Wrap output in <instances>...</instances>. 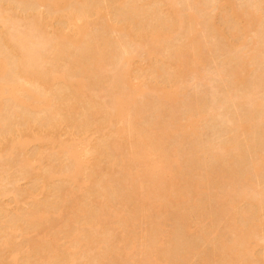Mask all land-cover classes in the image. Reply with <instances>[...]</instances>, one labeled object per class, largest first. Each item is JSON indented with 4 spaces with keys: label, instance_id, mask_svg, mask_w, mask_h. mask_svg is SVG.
I'll return each mask as SVG.
<instances>
[{
    "label": "rangeland",
    "instance_id": "rangeland-1",
    "mask_svg": "<svg viewBox=\"0 0 264 264\" xmlns=\"http://www.w3.org/2000/svg\"><path fill=\"white\" fill-rule=\"evenodd\" d=\"M19 34L74 97L1 108L0 264H264V0H0Z\"/></svg>",
    "mask_w": 264,
    "mask_h": 264
},
{
    "label": "bare ground",
    "instance_id": "bare-ground-1",
    "mask_svg": "<svg viewBox=\"0 0 264 264\" xmlns=\"http://www.w3.org/2000/svg\"><path fill=\"white\" fill-rule=\"evenodd\" d=\"M22 1V0H17ZM46 1L48 5L52 6L53 8L60 7V3L62 0H42ZM128 5L129 2H126ZM133 7V6H131ZM77 9V7H74ZM127 9L129 7L127 6ZM136 11L137 8L133 7ZM78 10V9H77ZM86 11V9H85ZM82 11V12H85ZM75 12L73 15L75 16V20L78 22L82 19L80 16L84 13ZM78 13L80 15H78ZM84 25H78L77 29V35H84ZM13 41L15 42L14 45L16 46L17 51H14L12 48L11 42H8L3 45L4 52L6 53V57H0V100L1 96L5 95L6 97V103L0 101V112L3 111L1 108L8 103H14L9 110L3 111L4 114H6L2 119V123H6L7 121H15L17 119L20 120H28L29 118H36L32 117V113L36 114V111L38 109L37 105H34L35 99H44L47 106L54 101V104H58V106L51 108L49 106L48 109V117H53L57 114L58 108H60V105L62 106H68L71 105L70 103V96L74 97V94L69 92V88H67L65 84V88L62 90V88H59L58 91H56L51 97H48L50 95L49 89L46 87V85L49 83L48 80L44 79L41 76L35 75L37 74V71L34 70L35 66H37V61L40 58L39 54V48H41L40 45H38L36 42H32L28 35L25 34H19L16 36H12ZM22 67V68H21ZM127 69V68H125ZM10 73L9 76H6V74ZM124 77V76H123ZM25 81L26 83H23ZM72 85V84H71ZM62 86V85H61ZM68 92V93H65ZM177 92V90H176ZM157 97L161 101H167L170 102L171 100H175V91L172 92L171 90L166 89H159L156 92ZM130 99L126 100L123 95L120 93L115 99L114 107L118 110L116 113H114V116L120 117L122 116V112L124 108H128L130 104ZM259 105V104H258ZM85 114H82L81 116V122L86 120V112H88V109H84ZM128 112V110L126 111ZM2 113V112H1ZM2 113V115H3ZM39 111H37V114L39 116ZM262 120L264 117L261 118ZM194 124V120H192ZM110 122L112 123V117H110ZM189 124V123H188ZM185 124L182 125V128L188 127L189 125ZM81 124L80 126H82ZM83 127V126H82ZM186 130H188L186 128ZM19 142L12 141L11 145L12 147L15 146ZM72 146H68L66 142L61 144V149L63 151H66L67 156L72 159V161H77L76 158V152L77 147L76 144ZM100 143L94 146V150H99ZM21 146H23V143H21ZM140 162H144V158L139 160ZM28 165V163L24 160L22 162V165ZM132 181L135 179L134 176L131 178Z\"/></svg>",
    "mask_w": 264,
    "mask_h": 264
}]
</instances>
